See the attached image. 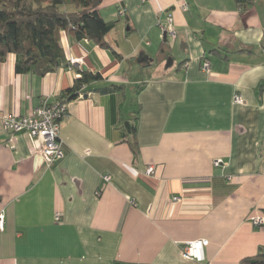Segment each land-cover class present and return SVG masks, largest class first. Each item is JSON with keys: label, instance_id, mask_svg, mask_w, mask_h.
<instances>
[{"label": "crops", "instance_id": "0c3cea01", "mask_svg": "<svg viewBox=\"0 0 264 264\" xmlns=\"http://www.w3.org/2000/svg\"><path fill=\"white\" fill-rule=\"evenodd\" d=\"M248 1L105 0L107 21L126 10L107 37L121 59L62 32L72 67L40 77L17 74L14 54L0 61L1 115L55 102L77 68L104 77L68 104L64 157L50 166L42 137L13 133L0 117V264H245L258 253L264 0ZM169 13L176 39L163 30ZM200 238L206 261L184 259Z\"/></svg>", "mask_w": 264, "mask_h": 264}, {"label": "trees", "instance_id": "16d2710c", "mask_svg": "<svg viewBox=\"0 0 264 264\" xmlns=\"http://www.w3.org/2000/svg\"><path fill=\"white\" fill-rule=\"evenodd\" d=\"M104 1L0 0V61L6 60L9 54H14L17 74H36L40 77L60 68L72 67L73 64L67 59L62 46V32L68 33L73 41H93L121 59L122 54L107 37L126 14L122 15L123 8H120L118 19L107 21L100 10ZM250 2L252 0L247 3ZM167 45L163 44L161 53H165ZM76 72L78 76L73 85L63 90L53 102L65 105L67 114L70 102L88 97L87 88L90 84L104 79L101 73L89 69L77 68ZM113 88L118 87L111 86L105 91ZM131 129L133 132L136 130L134 127ZM244 262L264 264V246Z\"/></svg>", "mask_w": 264, "mask_h": 264}, {"label": "built area", "instance_id": "2783aa9c", "mask_svg": "<svg viewBox=\"0 0 264 264\" xmlns=\"http://www.w3.org/2000/svg\"><path fill=\"white\" fill-rule=\"evenodd\" d=\"M181 7L186 10L188 9V4L183 2ZM121 14H126V10L123 9ZM163 30L166 36L176 39L177 32L174 27V17L171 13L167 15L165 24L163 25ZM203 67L208 70L210 63L208 61H204ZM235 101L237 103L242 102V97L239 94L236 95ZM1 116H3L2 119L7 130L13 133H27L31 137H42L43 147L41 153L49 166L64 157L61 140V126L62 121L68 116L65 105H61L60 103H44L30 115H1L0 111V117ZM222 162L223 161L221 159H218L215 160L214 164L215 166H220ZM147 173L149 175L154 174L155 168L153 166H149ZM104 178L106 180H111V175H105ZM182 200L183 197L180 195L173 197L174 202H181ZM56 218L59 220L60 214H57ZM251 221L255 226L264 225V215L253 216ZM3 226L4 215L0 214V227L3 229ZM208 245L209 240L205 238L189 241L183 248L182 256L186 260H195L203 263L206 261L205 250Z\"/></svg>", "mask_w": 264, "mask_h": 264}, {"label": "water", "instance_id": "95a60500", "mask_svg": "<svg viewBox=\"0 0 264 264\" xmlns=\"http://www.w3.org/2000/svg\"><path fill=\"white\" fill-rule=\"evenodd\" d=\"M173 64V59L169 58L168 63H167V68L171 67Z\"/></svg>", "mask_w": 264, "mask_h": 264}]
</instances>
